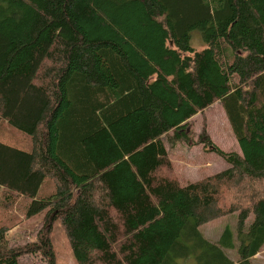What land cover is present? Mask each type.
<instances>
[{"label": "trees", "instance_id": "1", "mask_svg": "<svg viewBox=\"0 0 264 264\" xmlns=\"http://www.w3.org/2000/svg\"><path fill=\"white\" fill-rule=\"evenodd\" d=\"M214 101L240 153L204 135L228 167L182 183L162 137L190 141L188 121ZM0 123L31 142L0 138L1 203L44 212L23 244L2 213L0 264H56L57 221L76 264H252L264 243V0H0ZM46 178L54 191L39 198ZM235 211L236 232L204 237L202 224Z\"/></svg>", "mask_w": 264, "mask_h": 264}, {"label": "rangeland", "instance_id": "2", "mask_svg": "<svg viewBox=\"0 0 264 264\" xmlns=\"http://www.w3.org/2000/svg\"><path fill=\"white\" fill-rule=\"evenodd\" d=\"M191 36L192 47L199 49L204 46L199 31H192ZM188 124L187 130L190 133V141L173 142L171 134L162 137L172 161V167L175 168L178 178L182 183L198 180L207 175L211 176V174L228 167V164L221 156L211 151L210 149L212 148L210 146L208 147L201 142V138L204 135H208L212 142L222 150L240 153L238 142L230 129L225 112L219 101H214L204 111L198 112L188 121ZM0 138H2L1 142L22 150H28L31 146L30 139L26 134L17 129L10 128L5 123H0ZM245 181L248 182L247 180ZM53 191V182L49 178H46L41 187H39L37 197L49 195ZM2 193L3 191L0 189V217H2V213H5V216L16 222L9 224L11 229L8 232V236L11 243L23 244L36 239L37 231L44 226V212L30 218H25L23 206L30 201V198H17L8 208H4V204L1 203ZM252 218L253 215L250 214L245 219V228L248 227ZM238 220V213L235 211L202 224L200 231L205 238L215 242L225 227H229L233 232H236ZM43 230H45V227H43ZM49 235L51 236L56 254V264H76L72 253H70L71 249L65 230L59 221L52 224ZM226 253L233 260H238L235 249H228ZM33 262L45 264L35 254H24L19 258V264H32ZM251 263L264 264V243L261 250L254 258H251ZM234 264H237V262Z\"/></svg>", "mask_w": 264, "mask_h": 264}]
</instances>
